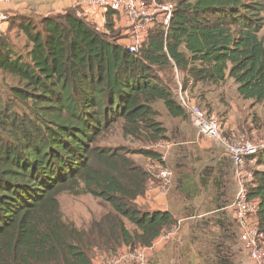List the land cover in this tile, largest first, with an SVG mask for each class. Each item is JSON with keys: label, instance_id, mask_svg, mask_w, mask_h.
I'll return each instance as SVG.
<instances>
[{"label": "trees", "instance_id": "1", "mask_svg": "<svg viewBox=\"0 0 264 264\" xmlns=\"http://www.w3.org/2000/svg\"><path fill=\"white\" fill-rule=\"evenodd\" d=\"M263 12L258 0H177L169 28L151 30L137 52L114 35L113 10L103 29L80 5L12 18L0 36V72L16 78L0 83V264H92V251L149 246L176 225L171 211L136 204L152 172L100 140L119 124L157 158L147 146L169 137L155 104L186 116L177 72L185 90L231 78L242 98L264 103ZM253 174L249 196L259 199L264 231V170ZM63 192L91 194L111 210L80 228L64 217Z\"/></svg>", "mask_w": 264, "mask_h": 264}, {"label": "rangeland", "instance_id": "2", "mask_svg": "<svg viewBox=\"0 0 264 264\" xmlns=\"http://www.w3.org/2000/svg\"><path fill=\"white\" fill-rule=\"evenodd\" d=\"M150 1V0H149ZM165 2H173L176 3L177 0H161ZM264 3V0H258ZM264 14V12H263ZM117 29H120L121 32L115 31L114 35L119 37L120 40L128 44L129 43V33L127 30L126 25H120L117 27ZM13 34V42L16 45V48H22L25 43V37L24 36H17L16 33ZM260 35L264 37V27L261 29ZM0 83L3 85L5 84H15L16 78H14L11 75L3 74L0 72ZM207 87H199L195 88V90H192L193 93L190 91V95L193 97L192 99L194 102L200 104L205 110L208 112L214 114L218 120L222 123V129L225 133V136L229 137L230 139H236V138H244L251 140L255 143H261L264 144V103H257L253 100H245L243 98L238 97L233 91L230 92L228 95L233 96L235 95V99H231V102H201L202 100L199 98L202 94L203 90ZM155 107L159 110L160 116L158 117L164 125L167 127L169 133L168 137L169 141L175 142L176 145L172 147L170 150V156L167 158V165L174 173V178L172 185H170V189L168 191V194L171 197L176 196V201L174 202L175 198L171 202V206L175 213V218H177V224L174 225L172 228H169L165 230V233L175 230L178 232L177 235L174 237V241H170L165 244V246L172 244L173 246H176L177 250V256L180 258V263L178 264H192V262H197V256L193 255L192 253H189V259L186 260V258L183 255L186 248H193V253H196L199 250V246L201 250H207L208 244L204 241V243H192L191 240L193 238H196L200 234H202L201 230L206 228L207 231H210L213 229L212 225H205L204 221L207 222V218L210 215L215 217H212L215 222L213 223H223L226 219L224 216H222V212L217 211L218 205H216L215 202H212L210 199L206 200L203 204L200 199H196L193 201H188L185 194H182L179 192L178 189H176L175 185V175H176V166H175V160L172 159V155L174 151L176 150V146L178 143H180V139L175 138L173 133L171 132L173 127L176 124V120H174L169 115L167 116L165 113L163 107V103L158 102L155 104ZM182 119L186 122V126L189 129L195 130L196 133L198 132L194 125L192 124L191 119L186 114L183 118H177ZM198 134V133H197ZM201 138L208 142H212L211 146H215L214 142L203 135H199ZM101 145L106 146H112V147H118L123 146L125 149L129 151V156L133 158L137 163L141 164L144 167H149L150 171L152 172V179L149 181L148 188L152 185H160L163 184V181L160 177H158L159 167L156 162H153L150 160V164L148 165V162L145 163V156L141 153V150L144 149V145L139 140H135L130 136L125 137L122 134V130L119 126V124L116 125L110 132L106 133L105 136H103L100 140ZM263 151V152H262ZM194 154V152H193ZM204 155V154H203ZM260 155H264V147L261 149L260 153H258L253 158H250L247 161L248 169L252 172L255 170H264V165H256V161L260 157ZM208 156V154H207ZM196 158V155L194 157ZM230 162V159H229ZM231 167V184H230V190L229 194L226 197V200L224 201L225 204L232 202L235 196L236 186L234 184L233 176H232V164L230 162ZM148 169V168H147ZM172 189V190H171ZM145 195V194H144ZM59 201L61 204V208L64 214L65 219L73 221L78 227L80 228H89L94 221L100 220L107 212L111 210V207L108 203L103 201L100 198H95L91 194H71L68 192H63L59 195ZM137 206L145 211H154L156 210L155 207H158L157 205L153 206L151 203H149V200L145 196H140L137 199L136 202ZM196 208V209H195ZM197 208L200 212H197ZM215 211L212 213V211ZM194 213H199V215H196L194 217ZM219 213V214H218ZM213 214V215H212ZM230 214V215H229ZM228 214V221L226 225L229 227L230 235L233 238V244L231 247V250L233 252V255L236 259V264H254L251 260L250 256L247 254V252L243 248V244L240 241L239 235H240V228L236 221H234V218L232 217L231 213ZM217 220H220L219 222ZM127 227L130 230H134L135 226L130 223L128 220H125ZM196 224H200L199 228L196 227ZM206 226V227H204ZM226 226V227H227ZM203 227V228H202ZM217 227H214L213 230H217ZM174 230V231H175ZM180 241H177V239ZM176 239V240H175ZM160 248V247H159ZM158 251H156L151 256V261L154 260V258L157 256ZM180 255V256H179ZM96 250L91 252V257L96 258ZM206 256V253H205Z\"/></svg>", "mask_w": 264, "mask_h": 264}, {"label": "built area", "instance_id": "3", "mask_svg": "<svg viewBox=\"0 0 264 264\" xmlns=\"http://www.w3.org/2000/svg\"><path fill=\"white\" fill-rule=\"evenodd\" d=\"M75 1L80 6L101 8L106 11L113 10L118 16L124 18L129 33V43L126 44V47L130 52H137L149 37L151 30L156 27L160 26L167 30L175 8V3L161 0ZM176 75L178 80L177 88H175L177 99L198 134L210 138L220 148V153L230 159L232 164V176L236 191L232 202L227 203L223 209L227 214L231 213L234 221L237 222L240 228V241L253 263L264 264V231L259 225V199L249 196L254 174L247 166V158L260 152L264 144L244 138L230 139L225 136L222 123L218 118L194 102L188 90L183 88L179 73L177 72ZM174 145H176L175 142L162 139L147 146L148 149L159 155L156 161L159 167L158 177L162 179L161 186L166 191H169L174 178V173L167 165V158ZM174 230L167 233L164 231L149 246L135 248L122 246L114 253L96 250L95 264H149L152 254L160 246L174 241V236L178 234ZM177 241L180 240L177 239Z\"/></svg>", "mask_w": 264, "mask_h": 264}, {"label": "crops", "instance_id": "4", "mask_svg": "<svg viewBox=\"0 0 264 264\" xmlns=\"http://www.w3.org/2000/svg\"><path fill=\"white\" fill-rule=\"evenodd\" d=\"M77 5L78 4L75 0H5V1H0V29H1L2 34L6 33L10 26L11 19L14 17L20 16V15L46 16L50 14H58V13L64 12L68 8H71ZM80 7L83 10V15L87 16L88 20L96 24L98 28L100 29L104 28L105 20H106L105 13L107 12L106 10H103L101 8L86 7V6H80ZM124 24L126 25L125 19L118 16L116 20V26L118 27ZM18 34H21V33L17 31V35ZM21 36L23 35L21 34ZM202 86L207 87L204 90L201 88L203 92L199 97L202 100L201 102H204V103L206 102H225V101L231 102L232 101L231 99H235L236 97L235 95L233 96L228 95L232 91L238 97L242 98L238 94L237 86L234 83L233 79L231 78H227L225 82L217 86L216 85L208 86V85H203L199 83L197 84L195 88H199ZM195 88L193 90H195ZM245 100H251V99H245ZM165 112H166L165 114L168 116V113L166 110ZM172 118L176 120V124L173 127L171 132L173 133L175 138L180 139V143H178V145L176 146V150L174 151L171 158L175 160L176 166H179V167L181 166L178 172L179 174L178 176L180 177V181H182V183L185 186H184V190L183 191L179 190V192L182 194H186V192L190 190L191 182L190 180L188 181V178H189L188 169L182 167L183 166L182 164L186 162L188 158L194 157V155H196V157H199L203 154L207 156V154L209 155L210 152L218 153L220 151V148H218L216 145L211 146L212 142L210 143L204 140L203 138L199 136L200 134H197L198 132L196 133L195 130L189 129L186 126V122L183 121L182 119H179V120L177 119V118H183V117H172ZM144 158H145V163L148 162V165L150 164L149 163L150 160L153 162H156L158 159V157L152 158V157H147V156H145ZM147 168L150 169L149 167ZM175 177L177 176L175 175ZM145 195L147 199L149 200V203H151L153 206L155 205L158 206V207H155L156 210H169L175 216L174 210L171 206V202L173 201L174 198H175L174 202L176 201V196L173 195L174 197H171L170 195L172 194L169 195L168 191H166L165 188H162L161 184L158 186L152 185L151 187H149ZM198 209L199 208H197V212H200ZM176 250H177L176 246H173L172 244H169L167 246L163 244L157 250L158 254L152 261H157V264H178L180 263V258L177 256ZM205 253H206V250L203 251L201 249H199L196 253H194L193 255L197 256V259H196L197 262L193 261L192 264H204L203 262L204 257L202 254L205 255ZM152 261L150 260L149 264H151ZM92 264H95L94 258L92 260ZM125 264H131V263H125Z\"/></svg>", "mask_w": 264, "mask_h": 264}, {"label": "flooded vegetation", "instance_id": "5", "mask_svg": "<svg viewBox=\"0 0 264 264\" xmlns=\"http://www.w3.org/2000/svg\"><path fill=\"white\" fill-rule=\"evenodd\" d=\"M182 165V167L188 169V181L190 180L191 182V178L195 177L200 184L198 197L192 198L193 194L195 193V189L192 187H190V190L186 192L185 196L187 197L188 201H193L200 198L203 204L208 199H210L212 202H215L216 205L224 203L226 197L229 194L231 184V167L227 157L224 158V155L221 154L220 151L218 153L210 152L208 156L201 155L196 158H188L187 161ZM180 167L176 166L175 169L177 176L175 177V187L176 189L183 191L185 185L182 183V181H180V177L178 176ZM213 212L215 211L213 210L212 213ZM196 215L199 214L194 213V217H196ZM221 215L225 218V214L222 213ZM212 217H215V215L211 217L210 215L208 216L207 222L204 221L205 225H212L213 229L217 226L220 227H218L217 230L212 229L210 231L206 230V226H204L206 227L205 229L202 227V234L196 238H193L191 242H198L199 244L204 243L205 241L206 243L204 244H208L209 248L206 250V256L202 254L204 257V264H236L235 256L231 250L233 238L229 232L230 226L228 225V227L225 224V221L220 225H218L219 223H213L215 220ZM217 221L219 222L220 220ZM199 226L200 224H196L197 228H199ZM213 239H215V243H212ZM199 249H201L200 246ZM189 253L194 254L193 248H186L182 256L188 260Z\"/></svg>", "mask_w": 264, "mask_h": 264}, {"label": "water", "instance_id": "6", "mask_svg": "<svg viewBox=\"0 0 264 264\" xmlns=\"http://www.w3.org/2000/svg\"><path fill=\"white\" fill-rule=\"evenodd\" d=\"M225 158V157H224ZM193 189H195V193L193 194L192 198L198 197V190L200 189V184L197 181V179L195 177L191 178V184H190ZM225 202L221 203L218 205V211L222 212L223 214H225V218L227 219L228 216L226 215V211L223 209L225 207ZM151 264H157V261H152Z\"/></svg>", "mask_w": 264, "mask_h": 264}]
</instances>
